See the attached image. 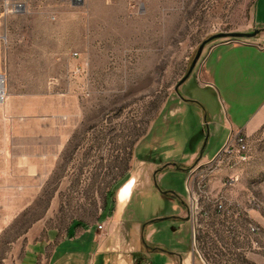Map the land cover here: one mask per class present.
<instances>
[{"label":"rangeland","instance_id":"374dc122","mask_svg":"<svg viewBox=\"0 0 264 264\" xmlns=\"http://www.w3.org/2000/svg\"><path fill=\"white\" fill-rule=\"evenodd\" d=\"M256 1L26 0L24 11L0 16V264H20L52 231L104 224L132 182L129 214L155 220L147 264L173 263L175 248L184 264H264V126L246 134L248 158L234 169L198 166L194 155L214 143L209 120L219 109L197 72L231 39L206 43L175 90L205 40L256 29ZM188 183L196 238L194 222L190 235L175 232ZM207 195H223L226 214Z\"/></svg>","mask_w":264,"mask_h":264},{"label":"crops","instance_id":"0c3cea01","mask_svg":"<svg viewBox=\"0 0 264 264\" xmlns=\"http://www.w3.org/2000/svg\"><path fill=\"white\" fill-rule=\"evenodd\" d=\"M254 27L260 32L252 38L233 39L215 45L204 68L197 72L203 86L211 89L219 106L209 120L210 137L215 141L222 139V132L226 130L215 151L213 148L217 142L214 141L205 155L197 158L198 152L194 153L200 161L198 166L214 159L238 133L250 135L264 126V0L256 1ZM204 102L209 109L207 100ZM126 186H129V190L122 206L121 195ZM134 187L135 183L132 182L118 191L114 208L104 220L103 229L89 224L70 226L61 236L52 231L45 241L26 251L20 264H24L27 258L28 264H147L146 244L151 243L156 229H150L149 224L146 226V223L134 220L129 214ZM188 198L189 194L183 199V210L175 216L182 220L175 232H182L186 226L187 236L193 225L189 217ZM183 241L180 238L179 242ZM174 251L183 252L178 248ZM173 258L171 264H178L177 257Z\"/></svg>","mask_w":264,"mask_h":264},{"label":"built area","instance_id":"2783aa9c","mask_svg":"<svg viewBox=\"0 0 264 264\" xmlns=\"http://www.w3.org/2000/svg\"><path fill=\"white\" fill-rule=\"evenodd\" d=\"M75 1L81 2L83 0H75ZM25 2L26 0H0V16L7 17L12 13H20L24 11L26 7ZM52 17L55 18L56 16L53 15ZM7 98H8L7 78L4 74L0 73V101L4 102L6 101ZM248 151H249V143L246 135L238 133L237 135H235L234 138L229 140V142L223 147V149L218 153V155L214 159L209 160L205 165L218 166L225 163L226 165H228L229 168L234 169L240 163L247 160ZM194 171H196V168H194L193 172ZM210 176L211 173L209 174L208 172L207 174L202 175V180L204 181V184L200 185V188L206 187V183H208L207 177ZM189 182H190V177H189ZM188 189H189V201H190L188 206L189 217L195 223L194 238H196L199 202H195V195L197 194L194 188L193 189L190 188L189 183H188ZM206 197H207V204L213 205L217 209V211L221 212L222 214H226L227 207L225 204V200H223L225 199L223 195L221 197L207 195ZM204 213L208 215L209 213H211V210L206 209ZM98 227L99 229H103L104 224L101 223L98 225ZM251 230L253 232H256L259 230V228L255 225H252Z\"/></svg>","mask_w":264,"mask_h":264},{"label":"water","instance_id":"95a60500","mask_svg":"<svg viewBox=\"0 0 264 264\" xmlns=\"http://www.w3.org/2000/svg\"><path fill=\"white\" fill-rule=\"evenodd\" d=\"M260 32V29H255L253 31H248V32H237V31H234V32H220V33H217L213 36H211L210 38H208L207 40H205L201 46L199 47L198 49V52L188 70V72L186 73V75L178 82V84L176 85L175 87V90L176 92L178 93L179 91V87L181 86V84H183L187 79L188 77L191 75V73L193 72L195 66H196V63L198 62L202 52H203V49L205 47V44L214 40V39H217V38H229L231 40L233 39H239V38H252L254 36H256L258 33ZM161 219H164V218H161Z\"/></svg>","mask_w":264,"mask_h":264},{"label":"flooded vegetation","instance_id":"af4514ba","mask_svg":"<svg viewBox=\"0 0 264 264\" xmlns=\"http://www.w3.org/2000/svg\"><path fill=\"white\" fill-rule=\"evenodd\" d=\"M156 175H157V173L154 174V178H155ZM153 221H155V220H151L150 222L146 223L145 225L147 226L149 223H151ZM182 243H184V242H182ZM185 244H187V243H185ZM146 245L149 246L148 243ZM167 252L170 255L176 256L178 258V264H184V260H183L184 259V255H183V252H175L173 250H169Z\"/></svg>","mask_w":264,"mask_h":264},{"label":"bare ground","instance_id":"6f19581e","mask_svg":"<svg viewBox=\"0 0 264 264\" xmlns=\"http://www.w3.org/2000/svg\"><path fill=\"white\" fill-rule=\"evenodd\" d=\"M128 190H129V186H126V188H125L124 191L122 192V195H121L122 206H123L124 201H125V199H126V194H127ZM195 202H197L196 199H195Z\"/></svg>","mask_w":264,"mask_h":264}]
</instances>
